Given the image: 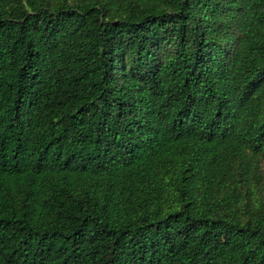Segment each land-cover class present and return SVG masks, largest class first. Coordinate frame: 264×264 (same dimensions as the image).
Instances as JSON below:
<instances>
[{
  "label": "trees",
  "instance_id": "1",
  "mask_svg": "<svg viewBox=\"0 0 264 264\" xmlns=\"http://www.w3.org/2000/svg\"><path fill=\"white\" fill-rule=\"evenodd\" d=\"M0 264H264V0H0Z\"/></svg>",
  "mask_w": 264,
  "mask_h": 264
}]
</instances>
